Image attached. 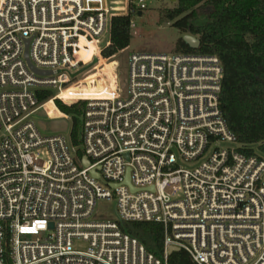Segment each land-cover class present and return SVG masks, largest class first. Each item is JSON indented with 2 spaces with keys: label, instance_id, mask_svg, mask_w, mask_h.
<instances>
[{
  "label": "built area",
  "instance_id": "2783aa9c",
  "mask_svg": "<svg viewBox=\"0 0 264 264\" xmlns=\"http://www.w3.org/2000/svg\"><path fill=\"white\" fill-rule=\"evenodd\" d=\"M145 8L0 0V264H168L172 248L194 264H264V157L244 152L223 117L217 56L130 53L124 88L114 72L101 94L60 96L126 49L103 57L112 19ZM40 90L84 102L79 146L40 132ZM110 200L118 219H94ZM123 222L161 224V257Z\"/></svg>",
  "mask_w": 264,
  "mask_h": 264
},
{
  "label": "trees",
  "instance_id": "16d2710c",
  "mask_svg": "<svg viewBox=\"0 0 264 264\" xmlns=\"http://www.w3.org/2000/svg\"><path fill=\"white\" fill-rule=\"evenodd\" d=\"M200 18L204 19L202 23L198 22ZM163 19L174 21L172 26L182 36L188 34L199 39V47L194 50L180 37L177 52L219 58L223 66L220 93L223 117L244 152L264 157V0H177L174 8L164 11ZM129 21L130 15L112 19L110 45L103 51L104 58L129 46ZM36 94L39 103L44 104L53 98L54 91L40 90ZM52 105L55 114L71 115L69 137L74 146H79V117L84 102L68 105L55 99ZM119 226L149 252L161 257L164 237L161 224L123 222ZM168 264L194 263L180 250L170 253Z\"/></svg>",
  "mask_w": 264,
  "mask_h": 264
},
{
  "label": "rangeland",
  "instance_id": "374dc122",
  "mask_svg": "<svg viewBox=\"0 0 264 264\" xmlns=\"http://www.w3.org/2000/svg\"><path fill=\"white\" fill-rule=\"evenodd\" d=\"M176 3L177 0H145L146 8L136 11V14L130 16L135 24L133 30L135 33L133 34V31H130L131 38L129 48L125 49L124 52L120 53L118 56L109 58L108 62L103 61L104 66L97 68L95 66L96 64L93 63L81 69L82 71H80L79 75L73 78V81H80L78 85L62 89L60 96L62 98H67L68 96L77 97L80 95L101 94L107 87L103 80L106 77L105 75L114 72L119 77L121 88H124L127 79L128 55L130 53L163 54L177 52L176 43L182 35L172 26L174 21L167 22L163 19L164 11L174 8ZM203 21L204 19L202 18L198 20L199 23ZM195 37L198 38L197 36ZM60 101L68 105L73 104L65 103L62 100ZM31 119L44 135H69L71 115H64L62 113L55 114V109L51 104H45L42 109H39L31 116ZM79 120L78 139H80L81 135L80 117ZM93 218L99 221L118 219L115 201L98 202L95 207Z\"/></svg>",
  "mask_w": 264,
  "mask_h": 264
},
{
  "label": "water",
  "instance_id": "95a60500",
  "mask_svg": "<svg viewBox=\"0 0 264 264\" xmlns=\"http://www.w3.org/2000/svg\"><path fill=\"white\" fill-rule=\"evenodd\" d=\"M182 40L184 41L185 44H187L191 49H197L199 47V39L192 36V35H188V34H185L182 36ZM25 59L28 63V65L30 66V68L32 70H34L35 73L37 74H40V75H44V74H50V72H41V71H38V70H35L34 68L31 67V64L29 63V59H28V56H27V51H25ZM85 165L87 164V160H85ZM125 184L130 186V182H129V176L127 174V177H126V180H125ZM171 251H176L175 248H172Z\"/></svg>",
  "mask_w": 264,
  "mask_h": 264
},
{
  "label": "bare ground",
  "instance_id": "6f19581e",
  "mask_svg": "<svg viewBox=\"0 0 264 264\" xmlns=\"http://www.w3.org/2000/svg\"><path fill=\"white\" fill-rule=\"evenodd\" d=\"M45 104H51L52 105V101H48V102L44 103L42 107H44Z\"/></svg>",
  "mask_w": 264,
  "mask_h": 264
},
{
  "label": "crops",
  "instance_id": "0c3cea01",
  "mask_svg": "<svg viewBox=\"0 0 264 264\" xmlns=\"http://www.w3.org/2000/svg\"><path fill=\"white\" fill-rule=\"evenodd\" d=\"M127 48H129V46H128ZM127 48H126V49H127ZM59 114H60V113H59Z\"/></svg>",
  "mask_w": 264,
  "mask_h": 264
}]
</instances>
